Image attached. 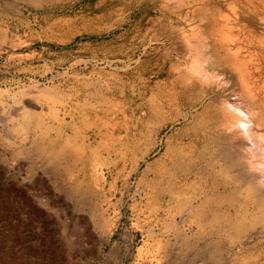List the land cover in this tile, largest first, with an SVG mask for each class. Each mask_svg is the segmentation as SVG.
Returning a JSON list of instances; mask_svg holds the SVG:
<instances>
[{"label": "rangeland", "instance_id": "rangeland-1", "mask_svg": "<svg viewBox=\"0 0 264 264\" xmlns=\"http://www.w3.org/2000/svg\"><path fill=\"white\" fill-rule=\"evenodd\" d=\"M133 1L0 0V264H264L260 226L244 241L221 220L220 162L205 165L200 182H177L175 195L154 176L211 104L188 106L209 94L180 33L185 10ZM29 100L43 108L47 133L24 121ZM64 105L74 129L51 144ZM46 143L61 145L64 159L40 154Z\"/></svg>", "mask_w": 264, "mask_h": 264}, {"label": "bare ground", "instance_id": "bare-ground-1", "mask_svg": "<svg viewBox=\"0 0 264 264\" xmlns=\"http://www.w3.org/2000/svg\"><path fill=\"white\" fill-rule=\"evenodd\" d=\"M165 1V6L170 4L176 6V8L178 6V8L181 10L182 8L183 10H185L186 13L184 24L182 25L183 27H181L180 33H182L181 36L184 37L183 39L185 40V42L190 43L191 48L197 54L195 63L191 65L193 68L191 69V71L198 75L199 80L204 82L206 81L208 86L209 97L203 94L201 95L199 100L193 99L196 101L188 104V106L190 108H194L198 104L203 106L202 101L205 100V98H209L211 105L210 108L208 107V115L206 120L204 118L205 121L203 123L201 122L199 126L195 125V127H185L186 129L184 131V136L186 140H188L185 142H179L177 146L175 144L168 155V162L166 163V165L164 164L165 167L159 170L154 176L159 181H165L168 186L167 193L174 194L178 192L175 187L177 182L181 180H184V182H188L187 179H196L198 180V182H200L202 180L201 176L204 175L207 171L204 170V166L206 165L209 168L210 166L212 167L214 162H220L221 164L219 163V166L222 165V168L224 170V182L221 186L223 187V190L225 192L227 202L225 204L226 211H223V219H221L223 220L224 226L227 229L229 228L230 230L231 228L240 230V232L243 234L244 241L254 236L250 233L247 235V232H250L252 229H256V227L260 226L259 229H257V234L260 235V238H264V0ZM162 3H164V1ZM153 4H155V2ZM132 13V11H128V16ZM185 26H187L188 29H185ZM155 34H157V32ZM190 44H188L189 47ZM165 54L166 53H164V55ZM185 81L186 80H184V82ZM181 82L183 81H180L179 83ZM186 88L188 87L186 86ZM185 94L188 93H186L185 91ZM207 105L209 106V104ZM20 108L22 109V115H24V121L28 120L29 122L30 119L37 120L35 121V123L44 133H47V131L52 128L51 125H46L45 128L41 129V107H39L34 101L29 100L28 102H21ZM37 109H39V111H37ZM62 110L63 113L61 117L55 116V119L58 121V125L54 127L55 138H53V142L49 141L51 144H56L57 140L64 135L66 136L67 132L68 134H70L69 129L71 131L74 129L73 126L67 125L66 123H64V121L65 116H68L69 120L72 121L75 118V112H73L71 109H68V106L65 105L63 106ZM158 110H160V107ZM78 131L75 130V132ZM77 135L79 134L77 133ZM49 138L47 140H49ZM41 139H43V137ZM82 140L83 143L89 141L88 137L86 136L83 137ZM207 146H209V149L211 150L208 151L206 149ZM60 147L62 146L60 145ZM60 147L58 149H52L49 151L46 143V145L43 144L41 146H37V151L39 153H46V157H48L49 161H52L53 163L61 158L64 159L65 157L66 152L60 149ZM43 156L45 157V154ZM215 168L219 169V167ZM61 184L60 182H56L55 187L56 189H61V191H64V189L62 188L64 184ZM202 184V186L198 187L199 191H197L199 193L204 190V183ZM155 186L157 187V185ZM167 186H165L164 188L166 189ZM192 186L191 188L194 187ZM209 186L211 187L212 185L210 184ZM218 186L219 184L215 183L212 189L216 190ZM207 188L206 190L210 189ZM187 204H189V202ZM191 206L192 205H190V207ZM188 209L190 210V208ZM220 212L217 213L221 214ZM214 214H212L213 217L215 216ZM198 216L200 217V215ZM205 220L207 221V219ZM208 220L210 224H212L210 221L211 219L208 218ZM215 222L218 223V219Z\"/></svg>", "mask_w": 264, "mask_h": 264}]
</instances>
